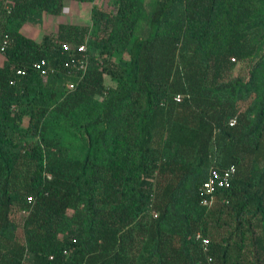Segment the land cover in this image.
I'll use <instances>...</instances> for the list:
<instances>
[{
  "label": "trees",
  "instance_id": "trees-1",
  "mask_svg": "<svg viewBox=\"0 0 264 264\" xmlns=\"http://www.w3.org/2000/svg\"><path fill=\"white\" fill-rule=\"evenodd\" d=\"M94 1L0 0V264H264V0H114L24 33Z\"/></svg>",
  "mask_w": 264,
  "mask_h": 264
},
{
  "label": "built area",
  "instance_id": "built-area-1",
  "mask_svg": "<svg viewBox=\"0 0 264 264\" xmlns=\"http://www.w3.org/2000/svg\"><path fill=\"white\" fill-rule=\"evenodd\" d=\"M66 50L70 49L69 45L64 46ZM79 52H83L85 53L87 51V47L86 45H81L78 48ZM85 57L84 60L82 62H71L69 64V68H71L70 73H72L73 70H78V71H86L87 69V63L85 62ZM35 68L39 71H42L43 73L46 72V67H47V62L46 60H40L37 63H35ZM17 75L18 76H23L24 75V71L23 70H19L17 71ZM12 84H15V81L12 82ZM74 86L71 85L70 89H73ZM182 96L181 95H177L175 97V101L176 102H181L182 101ZM237 124V120L236 119H232L230 122L231 126H235ZM236 173V168L235 166H231L228 169H224V170H220V169H213L210 174L208 179L204 182L203 185V192H204V198L202 200V205L205 207H209L212 206V204L215 202V197L217 192L220 189H228L231 187V181L233 176ZM29 201H31V198H29ZM155 217H157L156 214H154ZM197 239L200 241L203 250L206 253H209L210 251V243L208 241L207 238H205L201 233H198L197 235ZM208 261L210 263L213 262V258L209 256Z\"/></svg>",
  "mask_w": 264,
  "mask_h": 264
},
{
  "label": "rangeland",
  "instance_id": "rangeland-1",
  "mask_svg": "<svg viewBox=\"0 0 264 264\" xmlns=\"http://www.w3.org/2000/svg\"><path fill=\"white\" fill-rule=\"evenodd\" d=\"M114 2V0H97L94 2H88L86 4H80L79 12L80 14H74L69 11L73 2L65 3V13L62 17L54 18L52 16H47L45 19V25L42 27H27L24 29L26 35L34 37L36 40L40 41L42 35L46 32L55 33L57 27L60 23H89L92 18V10L94 7L105 6L107 9L109 5ZM3 62V56L0 54V65Z\"/></svg>",
  "mask_w": 264,
  "mask_h": 264
},
{
  "label": "crops",
  "instance_id": "crops-1",
  "mask_svg": "<svg viewBox=\"0 0 264 264\" xmlns=\"http://www.w3.org/2000/svg\"><path fill=\"white\" fill-rule=\"evenodd\" d=\"M80 7H81L80 4L73 3V5H71L69 11L74 13V14H77V16H78L80 14V12H79Z\"/></svg>",
  "mask_w": 264,
  "mask_h": 264
}]
</instances>
